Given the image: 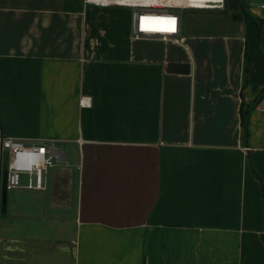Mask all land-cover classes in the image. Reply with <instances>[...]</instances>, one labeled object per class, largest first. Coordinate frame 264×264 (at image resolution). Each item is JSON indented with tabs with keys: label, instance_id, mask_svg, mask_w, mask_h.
<instances>
[{
	"label": "crops",
	"instance_id": "crops-1",
	"mask_svg": "<svg viewBox=\"0 0 264 264\" xmlns=\"http://www.w3.org/2000/svg\"><path fill=\"white\" fill-rule=\"evenodd\" d=\"M243 2L263 38L244 14L176 42L135 38L129 7L0 0V264H264V0ZM7 137L65 162L4 214Z\"/></svg>",
	"mask_w": 264,
	"mask_h": 264
},
{
	"label": "built area",
	"instance_id": "built-area-1",
	"mask_svg": "<svg viewBox=\"0 0 264 264\" xmlns=\"http://www.w3.org/2000/svg\"><path fill=\"white\" fill-rule=\"evenodd\" d=\"M201 1V0H200ZM86 4L101 7L133 8L134 37H159L179 42L182 31V10L222 9L226 0H203L201 7L191 0H85ZM7 168V188L46 190L47 173L65 162V154L55 141L26 142L7 137L2 143Z\"/></svg>",
	"mask_w": 264,
	"mask_h": 264
},
{
	"label": "rangeland",
	"instance_id": "rangeland-1",
	"mask_svg": "<svg viewBox=\"0 0 264 264\" xmlns=\"http://www.w3.org/2000/svg\"><path fill=\"white\" fill-rule=\"evenodd\" d=\"M132 9V8H131ZM235 13V17H233ZM243 10L228 11L226 5L222 9H184L182 10V26L194 32H215L230 29L238 18H241ZM66 152V151H65ZM67 152H69L67 150ZM6 168H3V177L6 174ZM3 180V179H2ZM25 191L16 189L13 192ZM12 193V191H10ZM17 212V211H15Z\"/></svg>",
	"mask_w": 264,
	"mask_h": 264
},
{
	"label": "trees",
	"instance_id": "trees-1",
	"mask_svg": "<svg viewBox=\"0 0 264 264\" xmlns=\"http://www.w3.org/2000/svg\"><path fill=\"white\" fill-rule=\"evenodd\" d=\"M245 3L243 2V0H226V10L228 11H236V10H243V14L245 15V19L253 22L256 27H257V30L259 32V37L263 38L262 35H263V20L259 19V18H256L252 15H249L247 13V11L245 10ZM253 108V107H250V109ZM249 112V110H248ZM247 113H244V109H243V112H242V124L247 127V119H248V116H247ZM3 168H6L3 167Z\"/></svg>",
	"mask_w": 264,
	"mask_h": 264
},
{
	"label": "water",
	"instance_id": "water-1",
	"mask_svg": "<svg viewBox=\"0 0 264 264\" xmlns=\"http://www.w3.org/2000/svg\"><path fill=\"white\" fill-rule=\"evenodd\" d=\"M169 72H177L176 70H185L181 71L182 73H188L190 70L189 65H182L181 64H171L169 67ZM7 172L3 178L2 181V207L1 210L4 214H6L7 210V205H8V188H7Z\"/></svg>",
	"mask_w": 264,
	"mask_h": 264
},
{
	"label": "bare ground",
	"instance_id": "bare-ground-1",
	"mask_svg": "<svg viewBox=\"0 0 264 264\" xmlns=\"http://www.w3.org/2000/svg\"><path fill=\"white\" fill-rule=\"evenodd\" d=\"M201 1H203V0H201ZM201 1L200 0H191L192 4H194V5L200 4L199 2H201ZM197 6L201 7L203 5H197Z\"/></svg>",
	"mask_w": 264,
	"mask_h": 264
}]
</instances>
